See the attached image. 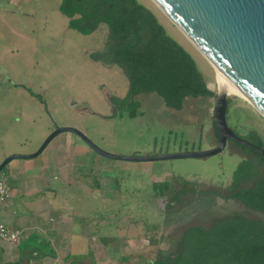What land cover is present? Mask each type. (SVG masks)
Returning <instances> with one entry per match:
<instances>
[{
    "label": "rangeland",
    "instance_id": "374dc122",
    "mask_svg": "<svg viewBox=\"0 0 264 264\" xmlns=\"http://www.w3.org/2000/svg\"><path fill=\"white\" fill-rule=\"evenodd\" d=\"M140 1L193 57L215 96L216 74L207 59L153 0ZM61 4L28 0L15 7L0 1V164L10 156L36 153L56 127L76 129L118 156L207 151L218 144L214 96L188 98L180 111L155 94L136 96L140 107L132 118L121 104L128 79L118 66L93 58L106 51L107 27L84 36L69 27ZM228 99V126L264 149L263 121L249 112H234L240 97L228 94ZM39 158L48 169L54 164L65 169L68 186L60 194L73 205L71 221L79 217L94 242L90 251L87 240L75 237L68 264H155L178 252L191 227L208 230L217 219L232 215L264 221L262 213L238 201L203 194L228 188L245 159L264 174L261 158L232 141L209 158L127 162L104 158L77 135L64 132ZM163 182L170 190L154 199L152 185Z\"/></svg>",
    "mask_w": 264,
    "mask_h": 264
},
{
    "label": "trees",
    "instance_id": "16d2710c",
    "mask_svg": "<svg viewBox=\"0 0 264 264\" xmlns=\"http://www.w3.org/2000/svg\"><path fill=\"white\" fill-rule=\"evenodd\" d=\"M60 11L69 19V27L84 36L94 34L102 25L107 27L106 51L93 58L118 66L128 79V95L121 104L132 118L140 107L133 99L136 96L155 94L168 108L178 111L188 98L214 96L193 57L140 0H62ZM152 187L154 199L166 197L170 190L168 182ZM188 190L194 193L192 188H184V192ZM203 194L238 201L264 215V174L251 160H242L223 192ZM183 237L177 253L155 264H264L263 220L232 215L217 219L208 230L191 227Z\"/></svg>",
    "mask_w": 264,
    "mask_h": 264
},
{
    "label": "water",
    "instance_id": "95a60500",
    "mask_svg": "<svg viewBox=\"0 0 264 264\" xmlns=\"http://www.w3.org/2000/svg\"><path fill=\"white\" fill-rule=\"evenodd\" d=\"M243 96L264 116V0H153ZM213 123L218 144L207 151L178 152L161 156H118L107 153L80 131L58 128L32 155L10 156L0 164V174L15 159L38 158L64 132L77 135L100 156L127 162H158L209 158L221 154L229 141L249 148L264 158V149L237 136L228 126V93L214 96Z\"/></svg>",
    "mask_w": 264,
    "mask_h": 264
},
{
    "label": "crops",
    "instance_id": "0c3cea01",
    "mask_svg": "<svg viewBox=\"0 0 264 264\" xmlns=\"http://www.w3.org/2000/svg\"><path fill=\"white\" fill-rule=\"evenodd\" d=\"M4 1L16 7L28 0ZM236 102L234 112L252 113L264 123V116L251 104L242 98ZM39 157L12 162L3 172L12 197L0 210V223L22 231L23 235L18 244L0 241V264H68L75 237L79 241L87 240L89 249L94 243L85 234L79 217L75 223L71 221L75 213L71 210L73 205L60 194L64 186H68L64 180L65 169L55 164L48 169L42 165L44 158ZM74 224L79 225L78 229Z\"/></svg>",
    "mask_w": 264,
    "mask_h": 264
},
{
    "label": "built area",
    "instance_id": "2783aa9c",
    "mask_svg": "<svg viewBox=\"0 0 264 264\" xmlns=\"http://www.w3.org/2000/svg\"><path fill=\"white\" fill-rule=\"evenodd\" d=\"M12 197L11 188L7 183L4 173L0 174V210L10 201ZM23 232L0 223V241L18 244ZM60 264V263H55Z\"/></svg>",
    "mask_w": 264,
    "mask_h": 264
},
{
    "label": "bare ground",
    "instance_id": "6f19581e",
    "mask_svg": "<svg viewBox=\"0 0 264 264\" xmlns=\"http://www.w3.org/2000/svg\"><path fill=\"white\" fill-rule=\"evenodd\" d=\"M180 30V29H179ZM181 31V30H180ZM182 32V31H181ZM183 33V32H182ZM184 34V33H183ZM185 35V34H184ZM186 36V35H185ZM189 39V38H188ZM191 41V40H190ZM192 42V41H191ZM194 44V42H192ZM195 45V44H194ZM196 46V45H195ZM196 48L199 50V52L207 59V61L210 63V65L213 67L215 70L216 74V82L217 86L221 90H225L228 94H233L236 95L243 100H246L244 96L218 71L216 70L215 66L213 63L200 51V49L196 46ZM247 101V100H246ZM250 103V102H249ZM251 104V103H250ZM257 110V109H256ZM258 111V110H257ZM259 112V111H258ZM260 113V112H259ZM261 114V113H260ZM262 115V114H261ZM263 116V115H262Z\"/></svg>",
    "mask_w": 264,
    "mask_h": 264
}]
</instances>
